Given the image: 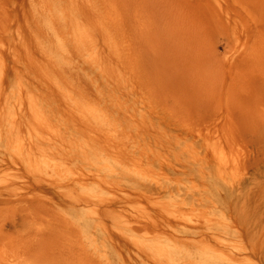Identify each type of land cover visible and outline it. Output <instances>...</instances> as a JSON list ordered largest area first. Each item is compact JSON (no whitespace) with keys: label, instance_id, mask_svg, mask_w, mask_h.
I'll return each instance as SVG.
<instances>
[{"label":"rangeland","instance_id":"obj_1","mask_svg":"<svg viewBox=\"0 0 264 264\" xmlns=\"http://www.w3.org/2000/svg\"><path fill=\"white\" fill-rule=\"evenodd\" d=\"M41 2L0 0V264H264V0H61L84 23L124 3L119 88ZM78 74L101 122L67 99Z\"/></svg>","mask_w":264,"mask_h":264},{"label":"bare ground","instance_id":"obj_2","mask_svg":"<svg viewBox=\"0 0 264 264\" xmlns=\"http://www.w3.org/2000/svg\"><path fill=\"white\" fill-rule=\"evenodd\" d=\"M41 3H45L50 12L52 21L58 25V30H55L56 35L63 38L65 42H67L64 46L72 48L76 56L83 59V64L96 73L98 84L104 88L106 86L109 88V85H116L117 88H119L118 86L121 85V77L115 70V67L123 68L125 64L124 59L127 32L125 26L124 3H98L95 9L91 12V18H87L88 24L81 20L82 13L81 11H78L77 7H71V10H67L63 8L64 3H61V0H42ZM47 26L48 28L51 27L50 21ZM34 37L40 53L46 56L48 61L54 64L57 68L62 69L64 63L58 58H55L52 50H49L48 48H51V44H54L56 41L59 43L63 42L56 39L54 41L50 40V44L49 42L45 43L44 38L39 37V34H35ZM101 45L103 47L102 52L98 49ZM57 48H60V46ZM104 50L106 53H104ZM54 51L56 52L55 49ZM112 61L113 63H111ZM114 61H116L117 66H115ZM28 62V65L32 64L29 59ZM37 68L43 71L48 79H51V72L47 67L44 66L41 68L38 66ZM63 79H65V77H63ZM73 80L76 83L71 82L73 85L75 84V93L74 97H72L70 96L72 94L69 91L66 92L70 94V98L67 97L68 101L71 102L73 108H75L78 115L83 119H95L97 122H101L103 117L98 110V107L87 102L90 99L81 86L82 83H84V78L78 74L76 80L74 78ZM51 81L58 84L56 79H51ZM66 83L68 85L69 80H67ZM88 83L93 84L96 82L93 78L89 80ZM106 97V89L105 91L100 90V92L98 90L96 97L97 101L104 100ZM26 98L30 103V110L36 121L41 122L53 115L51 107L49 108L44 97L37 94L32 88L27 90ZM35 126H37V124ZM101 161H104V159L101 158ZM137 164L139 165V163ZM104 165L107 167V164ZM107 168L109 171L107 175L112 176V168ZM133 172H135V177H138L136 174H139V176L141 174L138 169Z\"/></svg>","mask_w":264,"mask_h":264}]
</instances>
